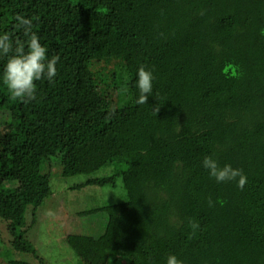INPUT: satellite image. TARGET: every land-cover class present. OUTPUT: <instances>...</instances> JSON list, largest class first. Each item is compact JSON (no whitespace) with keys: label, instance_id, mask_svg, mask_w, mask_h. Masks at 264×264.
Masks as SVG:
<instances>
[{"label":"trees","instance_id":"16d2710c","mask_svg":"<svg viewBox=\"0 0 264 264\" xmlns=\"http://www.w3.org/2000/svg\"><path fill=\"white\" fill-rule=\"evenodd\" d=\"M17 13L38 17L61 60L29 103L0 83V217L12 249L35 258L0 264H48L26 233L51 177L107 165L70 187L122 181L126 200L78 212L106 214L107 264H264V0H0V33L23 39ZM141 66L155 77L143 105ZM207 155L242 169L243 190L211 178Z\"/></svg>","mask_w":264,"mask_h":264},{"label":"rangeland","instance_id":"374dc122","mask_svg":"<svg viewBox=\"0 0 264 264\" xmlns=\"http://www.w3.org/2000/svg\"><path fill=\"white\" fill-rule=\"evenodd\" d=\"M114 69L120 76V70ZM123 87L124 84H118L117 89H113L115 91L113 96L117 100L115 102H121L125 98V95L120 98L118 95ZM6 165L10 178L16 179V167L12 159ZM112 171V165H107L88 175L54 174L51 177L52 194L38 208L37 222L26 233L35 244L38 254L44 257L48 264H107L106 254L99 247V240H97L104 229L106 214L97 210L94 213L79 216L78 212L126 200L127 195L122 181L118 177L113 186L86 185L76 189L70 187L84 182L89 177L111 175ZM16 184L24 190L30 189L28 184L19 182ZM26 218L29 224L32 218L28 210ZM10 239L6 221L0 217V263H3L6 257L7 259L35 260L28 253L13 250Z\"/></svg>","mask_w":264,"mask_h":264},{"label":"clouds","instance_id":"9594fccd","mask_svg":"<svg viewBox=\"0 0 264 264\" xmlns=\"http://www.w3.org/2000/svg\"><path fill=\"white\" fill-rule=\"evenodd\" d=\"M36 20L38 17L32 18L21 13L15 15L14 28L22 33L23 39L18 37L16 32L0 33V59L5 60L0 70V83L6 86L13 99L24 103L37 98L36 82L44 79L49 83L55 81L58 74L57 65L61 60L59 55L49 57L48 48L42 44L34 30ZM154 79V73L150 69L141 66L137 70L135 83L139 95L135 103L147 104L149 97L153 96ZM202 166L217 183L234 181L241 190L247 183V176L242 169L231 164L221 166L212 155L204 157ZM191 226L193 231L199 227L197 223ZM166 264H184V261L175 254H169Z\"/></svg>","mask_w":264,"mask_h":264}]
</instances>
